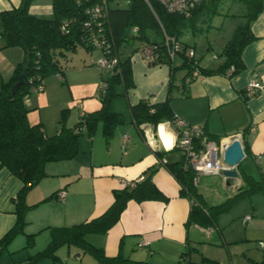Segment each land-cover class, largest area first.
I'll use <instances>...</instances> for the list:
<instances>
[{
	"label": "crops",
	"instance_id": "0c3cea01",
	"mask_svg": "<svg viewBox=\"0 0 264 264\" xmlns=\"http://www.w3.org/2000/svg\"><path fill=\"white\" fill-rule=\"evenodd\" d=\"M19 3L20 0H0V13L17 7ZM29 12L49 17L51 0H35ZM250 30L255 39L242 51L244 68L232 77L194 73V77L187 80L186 71L171 72L167 65L149 66L138 53L132 55L130 66L134 85L125 90L119 84L117 96L111 104L112 110L123 116V123L114 129L108 143L104 141L101 130L92 138L84 135L79 139V152L73 159L45 166L47 176L25 195V203L34 207L25 214L23 232L6 248L0 249V264L28 262V258L30 260L43 251L51 239L48 228L70 227L99 217L112 204L114 190L141 179L143 173L152 167L157 168L153 183L169 201H129L119 221L105 235H90L87 241L102 248L107 258L119 256L142 264H200L191 261L190 257L192 225L187 223L190 202L179 196V185L161 163L181 159L175 149L177 130L172 122L156 127L150 124L137 126L131 119L129 107L140 100L156 104L170 97L175 118L201 126L209 141L223 147L234 139L241 143L244 158L236 167V178L226 179L222 174H211L202 175L201 179L222 176L225 185L236 191L244 188L246 177L264 185V9L250 24ZM4 44L0 35V45ZM126 55H130L127 49L124 57ZM24 58L23 53L22 61ZM253 78H256L260 89L253 96L246 97L245 88ZM53 79L43 80V93L26 105L38 108V112L29 113L27 118L30 123H39L48 137L59 132L63 110H66L65 127L72 128L83 114L96 111L101 106L98 97L97 100L90 98L97 84L96 77L86 85L88 90L85 94L78 97L71 93V101H64L57 95L58 84L68 86L70 83L69 73L65 72L60 82ZM83 97L84 100L76 105L77 100ZM57 105L64 108L60 113L55 107ZM162 151L167 153L160 162L154 152ZM200 178L197 192L204 201L200 187L203 190L205 187L204 183L200 185ZM21 188L22 182L0 165V239L16 223L13 200ZM59 191H65L63 202L56 198ZM52 194L54 197L42 202ZM251 210L255 211L253 207ZM249 222L244 221L245 224ZM208 230L212 232V229ZM28 236H33L31 246L27 244ZM144 241L148 244L138 247ZM72 253H77V264H103L84 260L87 254L79 249L75 248Z\"/></svg>",
	"mask_w": 264,
	"mask_h": 264
},
{
	"label": "trees",
	"instance_id": "16d2710c",
	"mask_svg": "<svg viewBox=\"0 0 264 264\" xmlns=\"http://www.w3.org/2000/svg\"><path fill=\"white\" fill-rule=\"evenodd\" d=\"M34 1L20 0L17 7L0 13V35L4 39V47H19L24 56L29 58L24 83L14 94L11 93V88L22 72L25 58L15 66L10 78L0 83V165L22 182V188L13 200L16 223L0 239V249L6 248L23 232L25 214L34 207L25 203V195L47 176L45 166L48 163L73 159L79 152V139L83 135L92 138L99 126L103 138L108 143L114 129L123 123V116L114 112L111 104L117 96L116 87L119 84H122L125 90L134 85L130 66L132 55L138 53L144 46H151L157 56L152 62L147 63L149 66L167 65L171 72L178 69L186 71L187 80L193 78L194 73L200 76L232 77L244 68L241 60L242 51L255 39L250 24L264 9V0H201L187 14L168 10L159 0H127L125 8L111 7L109 4L111 0H51V15L40 17L29 12ZM235 2L243 5L245 23L236 30L232 40L222 50L220 55L222 62L218 66L200 67L194 55L190 56L187 52V45L180 41L183 29L194 26L198 19L209 20L219 14L223 4ZM148 31L154 32L160 39H149L146 34ZM165 37L173 38L181 46L173 60L168 59L164 45ZM135 40L139 42L137 48L133 49L130 55L121 57V48L130 46ZM78 48L88 52L99 50L100 58L108 60L116 58L117 64L113 74H109L95 62L101 73L99 82H105L106 85L104 92L98 94L100 108L83 114L72 128L65 127L66 110H63L59 132L48 137L39 123L29 122L27 115L30 110L25 105V99L32 93L31 89L38 85L42 86L43 79L48 76L60 75L59 80L62 81L70 54L75 53ZM129 112L137 126L150 124L156 127L161 123L172 122L175 118L170 97L156 104L140 100L129 107ZM154 153L161 162L167 152ZM161 163L179 185V196L190 202L187 220L190 225L207 226L218 213L237 199L252 193L264 192V185L246 177L244 188L238 190L224 204L210 208L211 212L198 194L197 186L193 185L195 173L183 168L181 159ZM156 171L157 168L152 167L143 173L141 179L114 190L112 204L99 217L70 227L48 228L50 242L42 252L31 258L33 263L45 257L55 258L54 252L59 247L67 246L75 247L103 264H142L119 256L107 258L103 249L91 245L87 237L105 235L119 221L129 201L167 203L169 199L153 183ZM55 194L42 202L48 201ZM32 242L33 236H28V246H31ZM204 260L210 264H217Z\"/></svg>",
	"mask_w": 264,
	"mask_h": 264
},
{
	"label": "rangeland",
	"instance_id": "374dc122",
	"mask_svg": "<svg viewBox=\"0 0 264 264\" xmlns=\"http://www.w3.org/2000/svg\"><path fill=\"white\" fill-rule=\"evenodd\" d=\"M109 4L111 7L125 8L127 7V0H111ZM244 14L243 5L240 3L223 4L219 14L209 20L198 19L194 26L183 29L180 41L187 45V52H190L192 48L195 60L198 61L200 67L214 68L222 62V57L220 56L222 50L232 40L236 30L245 23ZM146 34L151 40L160 39V36L155 35L152 31H148ZM138 45L139 42L135 40L130 46H123L120 50L121 57H124L125 49H127V53H130ZM22 56L23 51L19 47L5 48L4 45H0V83L9 79L14 67L22 61ZM100 57L98 50L88 52L83 48H78L75 53L70 54L66 68V73H69L70 76V83H67L68 86L66 84L64 86L58 84L60 89H57V95L62 96L61 98H64V101H71V93L80 97L88 90L86 85H89L91 79L96 77L97 84L93 95L90 97L91 99H96L98 94L102 93L99 90L100 80H98V75L101 73L95 65V62ZM48 78H54L53 80L60 82L57 75L48 76L43 80L45 81ZM43 85L44 83L42 82ZM69 87H71V90ZM42 93L43 91L32 92L25 99V105L32 98H36ZM83 100L84 97L79 98L76 105H79V102ZM26 107L30 110L29 113L38 112V108ZM55 107H57L59 113L64 109L58 108L59 105ZM100 130V127H98L96 133L100 134ZM200 182V185L204 183V190L202 186L200 190L202 191L205 205L209 209L224 204L237 193L232 187L225 185L226 181L223 180L222 176L218 179L200 178ZM252 207L255 210L253 212L251 210ZM210 211L212 212L211 209ZM247 215H250L252 221L245 224L243 218ZM208 229H212V232ZM191 231L192 249H190V257L194 263L210 264L204 260L206 259L217 264H257L260 261L261 264H264V252L258 247V242L264 241V193H252L237 199L229 207L218 213L213 218V222L203 227L192 224ZM89 242L91 243V241ZM61 248L60 251L56 250L54 252L55 258L45 257L38 260L37 263H33L31 257L30 260L29 258L26 260L28 262H21V264H77L79 260L75 258L77 253H72L75 247L63 246ZM84 260L96 262L88 254L85 255Z\"/></svg>",
	"mask_w": 264,
	"mask_h": 264
},
{
	"label": "built area",
	"instance_id": "2783aa9c",
	"mask_svg": "<svg viewBox=\"0 0 264 264\" xmlns=\"http://www.w3.org/2000/svg\"><path fill=\"white\" fill-rule=\"evenodd\" d=\"M149 1V0H145ZM168 10L187 14L188 11L198 4L201 0H159ZM98 11V10H97ZM97 43V42H96ZM100 45V44H97ZM164 45L166 48L168 59L173 60L181 49V46L173 38L165 37ZM139 56L146 62L150 63L156 59L155 50L151 46H144L138 51ZM190 56L194 55L193 50L189 52ZM117 59L111 60L100 58L96 61V65L106 73L113 74ZM232 70V69H231ZM196 75V74H194ZM58 79H61L60 75H57ZM105 82L100 83V90L104 92ZM260 86L253 78L245 88V96H253ZM43 86L38 85L31 89V92H42ZM28 98V96L26 97ZM177 130V138L175 142V149L178 150L182 166L185 169H190L195 173L193 178V185L197 186L199 177L202 175L221 174L223 170L228 167L223 162V151L226 147L221 144H214L209 141L204 134L203 128L198 125H191L179 118H174L172 121ZM124 146V145H123ZM56 198L58 201L63 202L65 199V191L57 192ZM251 220L250 216L244 218L245 222ZM148 242L144 241L139 244L138 247L147 245ZM258 247L264 252V241L258 242Z\"/></svg>",
	"mask_w": 264,
	"mask_h": 264
},
{
	"label": "water",
	"instance_id": "95a60500",
	"mask_svg": "<svg viewBox=\"0 0 264 264\" xmlns=\"http://www.w3.org/2000/svg\"><path fill=\"white\" fill-rule=\"evenodd\" d=\"M29 58L25 57V64L22 68L21 74L18 76V80L13 84L11 88V93L14 94L17 89L24 83V78L26 76V70L28 67ZM244 158V152L241 143L238 139L232 140L223 151V162L228 167L226 170L222 171V176L226 179L236 178L237 171L236 167Z\"/></svg>",
	"mask_w": 264,
	"mask_h": 264
}]
</instances>
